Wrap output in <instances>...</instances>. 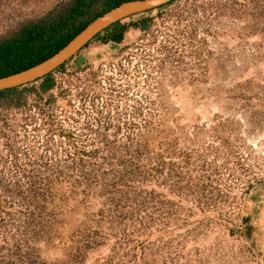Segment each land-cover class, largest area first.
Masks as SVG:
<instances>
[{
    "label": "rangeland",
    "instance_id": "rangeland-1",
    "mask_svg": "<svg viewBox=\"0 0 264 264\" xmlns=\"http://www.w3.org/2000/svg\"><path fill=\"white\" fill-rule=\"evenodd\" d=\"M56 1L0 0V37ZM142 16L0 106V264H264V0Z\"/></svg>",
    "mask_w": 264,
    "mask_h": 264
},
{
    "label": "trees",
    "instance_id": "trees-1",
    "mask_svg": "<svg viewBox=\"0 0 264 264\" xmlns=\"http://www.w3.org/2000/svg\"><path fill=\"white\" fill-rule=\"evenodd\" d=\"M123 1L127 0H58L46 10L26 19L19 24L15 31L0 37V77L19 73L52 56L92 19L120 5ZM174 1L176 0L159 8L168 6ZM145 13L137 16H142ZM151 23L152 18L148 16H142L128 24L121 21L104 29L93 40L101 39L108 43H121L124 40L123 36L128 25L143 31L148 30ZM68 62L53 73L38 80L40 81L37 86L39 94H46L51 97V90L58 85L53 74L65 71ZM36 82L11 90L0 91V106L3 109L19 108L25 101L23 91L31 89ZM242 219L245 224V232L249 234L255 229V226L251 224L248 214Z\"/></svg>",
    "mask_w": 264,
    "mask_h": 264
},
{
    "label": "water",
    "instance_id": "water-1",
    "mask_svg": "<svg viewBox=\"0 0 264 264\" xmlns=\"http://www.w3.org/2000/svg\"><path fill=\"white\" fill-rule=\"evenodd\" d=\"M173 0H127L92 19L72 39L52 56L19 73L0 77V91L34 83L53 73L76 57L96 35L131 16L139 15L170 3Z\"/></svg>",
    "mask_w": 264,
    "mask_h": 264
},
{
    "label": "built area",
    "instance_id": "built-area-1",
    "mask_svg": "<svg viewBox=\"0 0 264 264\" xmlns=\"http://www.w3.org/2000/svg\"><path fill=\"white\" fill-rule=\"evenodd\" d=\"M125 39V38H124ZM123 41H125V40H123ZM91 44V43H90ZM116 44H121V43H116ZM102 66H101V68H102V72H104V73H106L107 71H108V65H107V62H103L102 64H101ZM107 74V73H106Z\"/></svg>",
    "mask_w": 264,
    "mask_h": 264
},
{
    "label": "crops",
    "instance_id": "crops-1",
    "mask_svg": "<svg viewBox=\"0 0 264 264\" xmlns=\"http://www.w3.org/2000/svg\"><path fill=\"white\" fill-rule=\"evenodd\" d=\"M125 39H126V38H125ZM125 39H124V40H125ZM84 49H85V48H84Z\"/></svg>",
    "mask_w": 264,
    "mask_h": 264
},
{
    "label": "flooded vegetation",
    "instance_id": "flooded-vegetation-1",
    "mask_svg": "<svg viewBox=\"0 0 264 264\" xmlns=\"http://www.w3.org/2000/svg\"><path fill=\"white\" fill-rule=\"evenodd\" d=\"M139 31H142V30H139Z\"/></svg>",
    "mask_w": 264,
    "mask_h": 264
}]
</instances>
